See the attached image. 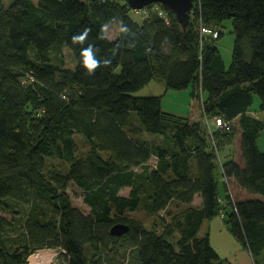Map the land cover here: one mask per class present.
Masks as SVG:
<instances>
[{"label":"trees","instance_id":"1","mask_svg":"<svg viewBox=\"0 0 264 264\" xmlns=\"http://www.w3.org/2000/svg\"><path fill=\"white\" fill-rule=\"evenodd\" d=\"M157 6L148 5L139 23L128 15L127 0H0V206L8 207L10 199L28 208L25 240L13 248L2 241L7 220L0 215V264H29V254L44 247L60 248L64 264H96V255L122 237L135 248V264H229L221 262L207 233L197 235L203 220L221 212L261 264L264 199L233 200L219 175L264 195V150L256 141L264 120L250 110L254 94L264 110V0H194L186 29ZM224 19H231L235 35L228 67L214 42ZM113 23L119 31L110 39L104 29ZM201 25L218 36L201 35ZM62 46L72 52L73 68L50 60V51ZM85 51L97 62L91 71ZM153 77L168 91L190 87V96L201 99L202 118L163 109L161 95L132 94ZM133 116L142 130L168 137L171 145L133 136ZM214 117L229 129L214 125L210 131ZM235 125L243 163L227 156L220 168L216 154L230 145ZM75 132L92 143L85 159L75 156ZM45 157L69 161L67 170L47 173ZM70 182L82 190L88 212L71 204L65 191ZM123 187L128 194L119 192ZM143 192L154 213L172 199L187 206L169 229H148L125 215L137 209ZM196 194L198 206L192 204ZM116 222L128 230L112 235Z\"/></svg>","mask_w":264,"mask_h":264},{"label":"rangeland","instance_id":"2","mask_svg":"<svg viewBox=\"0 0 264 264\" xmlns=\"http://www.w3.org/2000/svg\"><path fill=\"white\" fill-rule=\"evenodd\" d=\"M4 5H8L11 0H1ZM36 1V0H34ZM121 1L123 0H114ZM151 8H156L157 3L149 4ZM146 7V6H145ZM141 9H133L130 8L128 11V15L135 21L141 22L145 15L149 12V9L146 7ZM146 13V14H144ZM221 34L218 38L214 39L216 46L218 47L222 59L224 61L225 67H228L232 60V49L234 42V33L232 31L231 19H224L221 21L218 26ZM105 34L108 38L113 39L118 35L119 25L117 23H113L105 26ZM50 60L54 65H57L59 68H73L74 67V57L72 52L66 46H62L58 49H52L50 51ZM133 95L136 96H145V95H161L162 96V105L163 109L182 113L186 115L189 120H198L202 118V103L199 97H189L188 93L184 90L181 91H173L166 90L165 83L158 77H153L147 84L139 88L138 90L132 92ZM260 99L257 94L253 95V103L250 106V110L254 111L253 114H257V117L264 120V110L259 109ZM215 118L209 119V126L214 127ZM132 124L134 125V129L131 132L133 136L137 137L140 140L145 141L148 145H161V146H169L171 145V140L168 137H163L159 134L148 133L142 128H140L137 123L136 118L133 116ZM218 127V125L216 126ZM220 128V126H219ZM128 130V128H127ZM211 131V129H209ZM211 133V132H209ZM73 138L76 144V152L75 156L79 159H85L88 152L91 149L92 143L88 139H86L81 133L75 132L73 134ZM257 145L260 150H264V129L259 132L257 136ZM240 143V131L235 125L234 132L232 133V139L230 145L225 146L221 151L217 152V163L219 164L222 159L229 156L232 157L236 162L242 164V158L239 150ZM99 153L106 157L107 153L99 151ZM155 157L151 156L148 163L154 164ZM69 165V161L65 159H59L56 157H45V171L50 173L51 171H57L60 173H64ZM220 165V164H219ZM221 168V165H220ZM222 171V170H221ZM220 182H224L226 184L228 193L233 200L243 199L238 195V187L237 183L234 182L232 177H226L223 174L219 175ZM220 198H224L223 189L221 184L218 185ZM66 193L69 196V200L72 205L77 206L83 212H88L89 207L82 200V190L73 182H70L66 187ZM129 188L123 187L119 192L121 194H128ZM141 199L140 205L137 209L133 211H126L125 215L127 217H131L137 219L142 222L144 227L148 229H154L158 232H161L165 229H169L171 226L172 219L177 216L180 211H182L187 205L179 202L176 199H172L170 203L166 206V208L159 210L158 212H151L147 208V197L146 192ZM254 197H260L264 195L261 194H253L248 193ZM198 197V196H197ZM196 199V198H195ZM199 199V197H198ZM7 206H0V215L3 216L7 220V225L1 232L2 241L8 247H15L25 240V232L23 229V223L27 212V206L25 204L15 202L10 199H5ZM230 206L227 207V210L230 211ZM225 218V214L220 213ZM199 235V234H198ZM178 237L177 232H173L171 235V239L175 241ZM214 240V236H213ZM86 245L85 249L87 252V256L89 258H93L92 250L88 248ZM31 256H35L32 260ZM94 259H98L96 264H135L136 261V253L135 248L129 243L127 238L122 237L119 239L114 248L109 250L102 251L99 255ZM29 264H64L65 258L61 252L60 248L54 247H44L39 248L35 251H32L28 256Z\"/></svg>","mask_w":264,"mask_h":264},{"label":"crops","instance_id":"3","mask_svg":"<svg viewBox=\"0 0 264 264\" xmlns=\"http://www.w3.org/2000/svg\"><path fill=\"white\" fill-rule=\"evenodd\" d=\"M185 92H187L189 97H191L190 87L185 89ZM255 116L257 117V114ZM236 188H238V195H240V198L254 197L250 194H247V192L242 187L236 186ZM197 196L199 197V195L196 194L192 201V204L196 206L200 204V197L198 199ZM258 198L264 199L263 196ZM220 199L222 202L224 201V198L221 197ZM206 233L208 234L210 243L217 251L222 263L255 264V260L252 257L249 249L232 235L224 216H222L220 213L215 214L211 218L203 220L197 235L199 234L198 236H203ZM259 261L261 264H264V250L259 258Z\"/></svg>","mask_w":264,"mask_h":264},{"label":"water","instance_id":"4","mask_svg":"<svg viewBox=\"0 0 264 264\" xmlns=\"http://www.w3.org/2000/svg\"><path fill=\"white\" fill-rule=\"evenodd\" d=\"M130 8L141 9L152 3H160L164 9L173 13L174 18L183 29H186L190 22V13L194 5V0H127ZM111 58H114L113 50L110 51ZM129 226L124 222H116L110 228L112 235H122Z\"/></svg>","mask_w":264,"mask_h":264},{"label":"built area","instance_id":"5","mask_svg":"<svg viewBox=\"0 0 264 264\" xmlns=\"http://www.w3.org/2000/svg\"><path fill=\"white\" fill-rule=\"evenodd\" d=\"M146 7H147V6H146ZM146 7H145V8H146ZM156 9H158V8L156 7ZM158 13H159L160 15H163V11H162V10H159ZM199 28H200V34H201V35H202V34H209V33H211L213 37L218 36V31H217L216 29H211V28H209V27H207V26H203V25H201ZM214 125H215V126L218 125V127L220 126V128H224V129H226V130L229 129L228 123H227V122H224V121H223L221 118H219V117H216V118H215ZM208 127H209V129H210V126H208ZM213 147L215 148V144H213Z\"/></svg>","mask_w":264,"mask_h":264},{"label":"clouds","instance_id":"6","mask_svg":"<svg viewBox=\"0 0 264 264\" xmlns=\"http://www.w3.org/2000/svg\"><path fill=\"white\" fill-rule=\"evenodd\" d=\"M83 36L77 37L76 39L78 40H83ZM83 56L85 57V64L88 67V69L91 71L92 69H94L96 67V61L92 58V55L90 53V51H85L83 53Z\"/></svg>","mask_w":264,"mask_h":264},{"label":"bare ground","instance_id":"7","mask_svg":"<svg viewBox=\"0 0 264 264\" xmlns=\"http://www.w3.org/2000/svg\"><path fill=\"white\" fill-rule=\"evenodd\" d=\"M35 256H31L30 259L32 260Z\"/></svg>","mask_w":264,"mask_h":264}]
</instances>
